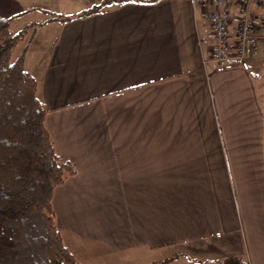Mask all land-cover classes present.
<instances>
[{
    "label": "crops",
    "instance_id": "crops-1",
    "mask_svg": "<svg viewBox=\"0 0 264 264\" xmlns=\"http://www.w3.org/2000/svg\"><path fill=\"white\" fill-rule=\"evenodd\" d=\"M99 2L0 0V17ZM207 8L131 0L20 41L75 169L51 203L80 264H264V31L259 59L210 60Z\"/></svg>",
    "mask_w": 264,
    "mask_h": 264
},
{
    "label": "trees",
    "instance_id": "trees-1",
    "mask_svg": "<svg viewBox=\"0 0 264 264\" xmlns=\"http://www.w3.org/2000/svg\"><path fill=\"white\" fill-rule=\"evenodd\" d=\"M128 1L101 0L75 17L56 15L19 32L0 17V264H80L63 241L51 203L55 188L75 169L58 155L45 127L50 109L39 99L37 81L25 68L27 48L16 57L13 48L31 27L84 18ZM221 264L242 263L227 257Z\"/></svg>",
    "mask_w": 264,
    "mask_h": 264
},
{
    "label": "built area",
    "instance_id": "built-area-1",
    "mask_svg": "<svg viewBox=\"0 0 264 264\" xmlns=\"http://www.w3.org/2000/svg\"><path fill=\"white\" fill-rule=\"evenodd\" d=\"M208 8L205 18L210 29L209 58L213 61L244 63L260 51L257 31H264V0H195Z\"/></svg>",
    "mask_w": 264,
    "mask_h": 264
},
{
    "label": "rangeland",
    "instance_id": "rangeland-1",
    "mask_svg": "<svg viewBox=\"0 0 264 264\" xmlns=\"http://www.w3.org/2000/svg\"><path fill=\"white\" fill-rule=\"evenodd\" d=\"M36 7H39L41 5H35ZM36 10H38L39 12H41L40 14H36L37 11H35L34 13L29 14L28 16H19L14 18L13 20H10V25L11 28L14 32H19L20 30H22L25 26H23V23H27V22H33V21H37L40 20L41 18H43V16L45 14H50V15H60L61 13L59 11H46V9L44 8H36ZM65 13H62V15ZM23 26V27H22ZM21 52V44L20 42L13 48V57H16L20 54ZM262 55L259 54L256 56V58L254 59H259ZM253 60V59H251ZM231 62V61H230ZM230 62H226V63H230Z\"/></svg>",
    "mask_w": 264,
    "mask_h": 264
},
{
    "label": "snow or ice",
    "instance_id": "snow-or-ice-1",
    "mask_svg": "<svg viewBox=\"0 0 264 264\" xmlns=\"http://www.w3.org/2000/svg\"><path fill=\"white\" fill-rule=\"evenodd\" d=\"M132 2H135V0H132Z\"/></svg>",
    "mask_w": 264,
    "mask_h": 264
}]
</instances>
